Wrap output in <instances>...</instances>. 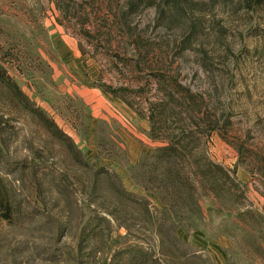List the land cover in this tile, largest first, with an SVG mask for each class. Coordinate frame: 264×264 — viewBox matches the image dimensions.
<instances>
[{"label": "rangeland", "instance_id": "374dc122", "mask_svg": "<svg viewBox=\"0 0 264 264\" xmlns=\"http://www.w3.org/2000/svg\"><path fill=\"white\" fill-rule=\"evenodd\" d=\"M149 2L0 0V264H264V7ZM174 71L228 120L203 147L234 173L166 220L135 177L162 142L104 85L139 88L144 111L153 74Z\"/></svg>", "mask_w": 264, "mask_h": 264}, {"label": "trees", "instance_id": "16d2710c", "mask_svg": "<svg viewBox=\"0 0 264 264\" xmlns=\"http://www.w3.org/2000/svg\"><path fill=\"white\" fill-rule=\"evenodd\" d=\"M150 1L149 5H155L158 14H161L163 3ZM182 1L185 0H164L165 3L175 6L181 5ZM242 1L247 7H264V0ZM142 3L144 0H128L127 14L129 11L136 12ZM188 47L182 45L180 51L183 52ZM135 65L137 63L133 64ZM149 82L155 87V93L152 98H145L144 111L139 110L140 106H135L137 103L142 105L139 88L109 85H104V88L112 95L121 97L143 116L148 122L150 137L162 142L138 163L139 172L135 177L146 190L157 193L163 203L161 214L164 219L168 220V215L173 213L183 218L197 208L196 192L199 188L205 194L218 196L220 185L233 181L234 169H226L212 160L203 147L212 131L224 126L228 120L220 124L219 118L212 119L209 114V99L183 84L179 79V72L154 73ZM0 206L4 217L9 219L11 204L1 190ZM166 220L162 222L161 227L166 224ZM98 232L93 227L90 233L81 235L78 250L93 248L92 244L96 243ZM165 232L167 233V230ZM171 235L175 237L172 233ZM128 248L143 252L142 246L130 245ZM118 253L119 250L115 251L113 258ZM145 254L144 252V258L148 259Z\"/></svg>", "mask_w": 264, "mask_h": 264}, {"label": "crops", "instance_id": "0c3cea01", "mask_svg": "<svg viewBox=\"0 0 264 264\" xmlns=\"http://www.w3.org/2000/svg\"><path fill=\"white\" fill-rule=\"evenodd\" d=\"M190 243L193 246H200L202 248L206 247L208 245V241L204 240L200 237L199 232L198 231H192V235L190 237Z\"/></svg>", "mask_w": 264, "mask_h": 264}]
</instances>
